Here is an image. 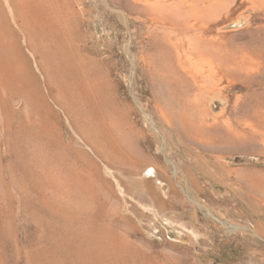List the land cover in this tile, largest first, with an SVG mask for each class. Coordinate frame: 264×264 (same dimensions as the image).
I'll return each mask as SVG.
<instances>
[{
    "label": "rangeland",
    "instance_id": "374dc122",
    "mask_svg": "<svg viewBox=\"0 0 264 264\" xmlns=\"http://www.w3.org/2000/svg\"><path fill=\"white\" fill-rule=\"evenodd\" d=\"M145 2L0 0V264H264V0Z\"/></svg>",
    "mask_w": 264,
    "mask_h": 264
},
{
    "label": "bare ground",
    "instance_id": "6f19581e",
    "mask_svg": "<svg viewBox=\"0 0 264 264\" xmlns=\"http://www.w3.org/2000/svg\"><path fill=\"white\" fill-rule=\"evenodd\" d=\"M146 5H148V8L146 9L147 13L152 14V21L156 22V24H165V22L168 21L167 16L164 14L165 11H170L169 9L171 8H175V6L177 5H170L166 2V0H146ZM178 7V6H176ZM178 9V8H177ZM145 11V10H144ZM145 11V12H146ZM172 11V10H171ZM178 11V10H177ZM140 13V12H139ZM141 15V14H140ZM144 17V16H143ZM151 18V17H149ZM159 27V26H158ZM176 30V29H175ZM153 169H149V172L152 173Z\"/></svg>",
    "mask_w": 264,
    "mask_h": 264
}]
</instances>
